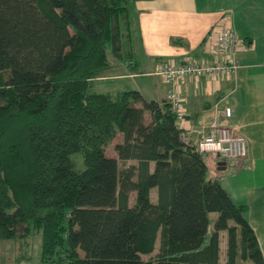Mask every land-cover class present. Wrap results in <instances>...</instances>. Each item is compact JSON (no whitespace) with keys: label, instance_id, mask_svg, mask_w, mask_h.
Instances as JSON below:
<instances>
[{"label":"trees","instance_id":"16d2710c","mask_svg":"<svg viewBox=\"0 0 264 264\" xmlns=\"http://www.w3.org/2000/svg\"><path fill=\"white\" fill-rule=\"evenodd\" d=\"M127 2L0 0V238L40 229L41 264H220L226 230L228 264H264L247 206L206 178L166 100L89 91L130 37Z\"/></svg>","mask_w":264,"mask_h":264},{"label":"crops","instance_id":"0c3cea01","mask_svg":"<svg viewBox=\"0 0 264 264\" xmlns=\"http://www.w3.org/2000/svg\"><path fill=\"white\" fill-rule=\"evenodd\" d=\"M132 8L140 13L133 30L143 44L151 47L149 55H153V61L142 69L138 65L119 72L101 69L95 81L128 77L136 83L137 77L158 76L159 82H138L136 88L147 99L165 100L167 84L153 73L158 60L212 57L204 49V39L222 14L229 17L241 38L235 72L218 79L207 75L186 77L181 82V93L186 107L185 125L190 129L216 115L221 117L218 113L224 105L232 107L227 123L246 137L247 155L225 159L214 152L207 153L217 156L218 168L223 171L213 178L234 202L247 206L245 217L264 257V0H133ZM190 137L195 139L197 133L190 131ZM221 231L226 230L219 231V255L226 245Z\"/></svg>","mask_w":264,"mask_h":264},{"label":"built area","instance_id":"2783aa9c","mask_svg":"<svg viewBox=\"0 0 264 264\" xmlns=\"http://www.w3.org/2000/svg\"><path fill=\"white\" fill-rule=\"evenodd\" d=\"M241 44L234 31L229 17L222 14L207 32L204 49L212 57H185L180 61L174 58L161 59L155 62L153 73L159 75L167 84L165 100L175 115V122L181 129V138L193 144L196 150L214 152L221 158L240 159L247 155V139L228 125L227 119L232 115V107L224 105L219 109L221 117L216 115L195 128H188L186 107L181 93V82L189 76L207 75L222 78L236 71L238 63L236 52ZM190 131L197 137L192 139ZM51 264H58L52 262ZM68 264V263H64Z\"/></svg>","mask_w":264,"mask_h":264},{"label":"rangeland","instance_id":"374dc122","mask_svg":"<svg viewBox=\"0 0 264 264\" xmlns=\"http://www.w3.org/2000/svg\"><path fill=\"white\" fill-rule=\"evenodd\" d=\"M127 4L129 6L130 11V19H131V33L130 39L127 36V27L123 26L121 40L118 42L114 41L112 46L108 47V65L102 67L103 71L106 72H119V71H128L129 69H136L138 65V69H142L143 66L149 61H153V55H149L151 50L148 45H145L141 42V38H138V32L133 30V25L136 22L137 16L140 15L138 11L133 10L132 3L133 0H127ZM131 40V41H129ZM120 43L121 46H116ZM144 48V49H142ZM6 75V72L4 73ZM134 80H137L140 84L143 83V80L147 82V84L152 83L154 80L159 82L158 76H151L146 79V77L140 78L137 77ZM132 83L131 79L120 78V79H111V80H99L94 81L93 85L90 87L89 91L95 92H115L122 89L136 88L139 87V83ZM134 84L136 86H134ZM138 89V88H137ZM148 96L147 94H145ZM146 98V97H145ZM148 113H146V120L149 118ZM97 130L96 125L91 124L87 127V132L92 133ZM108 153H113L117 155L113 150V145L111 144L108 147ZM220 157V156H219ZM217 156L206 153L205 161L207 164L206 178L207 179H215L213 177H218L223 174V171L218 168V163L216 160ZM135 160H122L118 159L119 167L122 168ZM82 166V165H81ZM135 197V191H131L129 193V200L132 202ZM151 198L153 200L156 199V189L153 188L151 190ZM217 215L216 211H211L209 213V223H208V231L207 236L210 234L213 228V219ZM224 232V233H222ZM222 240L226 241L227 245V231H221ZM19 235L13 238H0V264H41L40 261V252H41V230L30 228L27 231L22 228V225L19 226ZM159 234L155 243V250L150 253L154 254L159 247ZM224 241V242H225ZM223 244V243H222ZM226 245L223 244V250L220 255V264H228L226 262ZM227 248V247H226ZM150 254H143L144 258H147ZM234 264H248L246 260H242L237 258V261Z\"/></svg>","mask_w":264,"mask_h":264},{"label":"bare ground","instance_id":"6f19581e","mask_svg":"<svg viewBox=\"0 0 264 264\" xmlns=\"http://www.w3.org/2000/svg\"><path fill=\"white\" fill-rule=\"evenodd\" d=\"M190 145L194 146L193 144H190ZM194 147H195V146H194Z\"/></svg>","mask_w":264,"mask_h":264}]
</instances>
